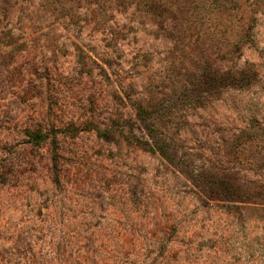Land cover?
<instances>
[{
    "label": "rangeland",
    "instance_id": "rangeland-1",
    "mask_svg": "<svg viewBox=\"0 0 264 264\" xmlns=\"http://www.w3.org/2000/svg\"><path fill=\"white\" fill-rule=\"evenodd\" d=\"M0 264H264V0H0Z\"/></svg>",
    "mask_w": 264,
    "mask_h": 264
}]
</instances>
